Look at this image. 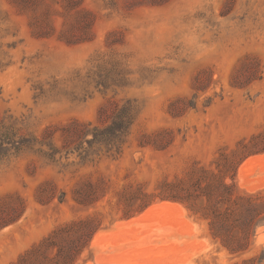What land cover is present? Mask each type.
<instances>
[{
	"label": "rangeland",
	"instance_id": "rangeland-1",
	"mask_svg": "<svg viewBox=\"0 0 264 264\" xmlns=\"http://www.w3.org/2000/svg\"><path fill=\"white\" fill-rule=\"evenodd\" d=\"M126 105L133 123L110 147L64 128L106 126ZM240 142L253 153L227 181L264 191V0H0V196L27 203L0 228V264L89 215L102 225L78 264H264V223L232 254L185 203L143 207ZM88 183L89 206L74 199Z\"/></svg>",
	"mask_w": 264,
	"mask_h": 264
},
{
	"label": "trees",
	"instance_id": "trees-1",
	"mask_svg": "<svg viewBox=\"0 0 264 264\" xmlns=\"http://www.w3.org/2000/svg\"><path fill=\"white\" fill-rule=\"evenodd\" d=\"M117 109L112 122L106 126L92 121H74L64 128L71 138L79 137L80 144L87 141L91 147L100 144L110 147L133 123L129 106ZM102 110L104 108L101 112ZM252 153L249 144L240 142L232 154H221L223 160L217 162V170L194 166L185 177L173 182L165 181L160 192L145 194L143 207L156 197L181 201L194 214L208 220L213 238L219 240L230 253H243L250 248L257 227L264 223V191L242 193L238 191L234 181L229 182L227 178L230 176L233 179L237 167ZM47 185L52 186L50 192L44 191ZM87 185L89 190L85 193L82 191L83 185L75 188L74 199L89 206L98 201V193L93 184ZM53 188L51 183L42 184L38 190V200L42 203L53 200ZM64 199L65 196H60V201ZM26 210L27 203L20 194L0 196V228L17 222ZM101 225V220L94 215L64 222L10 264H78L90 248ZM256 259L257 257L245 259L242 264H251Z\"/></svg>",
	"mask_w": 264,
	"mask_h": 264
},
{
	"label": "bare ground",
	"instance_id": "bare-ground-1",
	"mask_svg": "<svg viewBox=\"0 0 264 264\" xmlns=\"http://www.w3.org/2000/svg\"><path fill=\"white\" fill-rule=\"evenodd\" d=\"M253 157H255V156H253ZM257 158H258V157H257ZM249 159H250V158H249ZM247 162H248V161H247ZM251 162H252V161H251ZM248 163H249V162H248ZM245 165H246V164H242L241 169H244ZM246 167H247V166H246ZM244 170H245V169H244ZM242 171H243V170H242ZM244 172H245V171H244ZM241 174H243V172H242ZM174 204H175V203H174ZM155 205H157V204H155ZM155 205H154V206H155ZM175 205H176V204H175ZM179 207H180V206H179ZM158 208H160V209L163 208L164 210L167 209V210H169V211H170V210H171V211H172V210L175 211V208H176V207H175L172 203L163 202V203L158 204L154 209H158ZM180 208H181V207H180ZM160 209H158V210H160ZM155 211H156V210H155ZM160 211H161V210H160ZM151 212H153V210H152ZM142 214H144V213H142ZM144 216H145V215H144ZM138 219H139V218H138ZM138 219H137V220H138ZM132 220H133V219H131V221H132ZM137 220H136V221H137ZM136 221H133V222H136ZM97 239H98V234L95 236V238H94V242L98 241Z\"/></svg>",
	"mask_w": 264,
	"mask_h": 264
}]
</instances>
